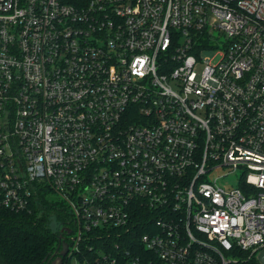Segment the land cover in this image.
I'll return each mask as SVG.
<instances>
[{
  "label": "built area",
  "instance_id": "obj_1",
  "mask_svg": "<svg viewBox=\"0 0 264 264\" xmlns=\"http://www.w3.org/2000/svg\"><path fill=\"white\" fill-rule=\"evenodd\" d=\"M47 191L62 264H264V0H0V205Z\"/></svg>",
  "mask_w": 264,
  "mask_h": 264
},
{
  "label": "trees",
  "instance_id": "obj_2",
  "mask_svg": "<svg viewBox=\"0 0 264 264\" xmlns=\"http://www.w3.org/2000/svg\"><path fill=\"white\" fill-rule=\"evenodd\" d=\"M47 191L32 211L15 212L0 205V264H52L61 230L70 227L66 206ZM229 264H261L238 249L226 252Z\"/></svg>",
  "mask_w": 264,
  "mask_h": 264
},
{
  "label": "rangeland",
  "instance_id": "obj_3",
  "mask_svg": "<svg viewBox=\"0 0 264 264\" xmlns=\"http://www.w3.org/2000/svg\"><path fill=\"white\" fill-rule=\"evenodd\" d=\"M215 39L216 41L223 43L224 42V39H225V36L224 35H220V32L219 31H216L215 33ZM206 55L208 56H213V53L212 52H206ZM227 172V169L226 168H221V169H218L216 170L215 172H213L211 175H210V178H213L214 176H217V175H223ZM223 184L225 186H229V185H232V184H235V181L231 180V181H224Z\"/></svg>",
  "mask_w": 264,
  "mask_h": 264
},
{
  "label": "water",
  "instance_id": "obj_4",
  "mask_svg": "<svg viewBox=\"0 0 264 264\" xmlns=\"http://www.w3.org/2000/svg\"><path fill=\"white\" fill-rule=\"evenodd\" d=\"M62 247V250L60 251V248ZM68 251V245L60 243L57 250L55 251V254L60 255V259L58 261L53 262L52 264H62L63 263V258L66 256Z\"/></svg>",
  "mask_w": 264,
  "mask_h": 264
},
{
  "label": "flooded vegetation",
  "instance_id": "obj_5",
  "mask_svg": "<svg viewBox=\"0 0 264 264\" xmlns=\"http://www.w3.org/2000/svg\"><path fill=\"white\" fill-rule=\"evenodd\" d=\"M59 234V243L67 244L68 245V238L69 236L64 233V230L60 231ZM60 259L59 253L55 255L53 262L58 261ZM64 260V258H63Z\"/></svg>",
  "mask_w": 264,
  "mask_h": 264
}]
</instances>
